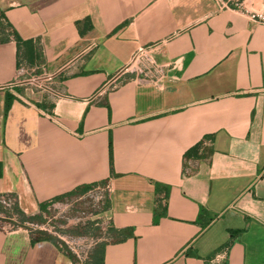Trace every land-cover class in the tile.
I'll return each instance as SVG.
<instances>
[{
  "label": "crops",
  "instance_id": "crops-1",
  "mask_svg": "<svg viewBox=\"0 0 264 264\" xmlns=\"http://www.w3.org/2000/svg\"><path fill=\"white\" fill-rule=\"evenodd\" d=\"M148 47L163 74L124 71ZM42 73L65 98L21 83ZM104 183L84 264H264V23L211 0H0V194L34 223ZM0 264L75 261L13 230Z\"/></svg>",
  "mask_w": 264,
  "mask_h": 264
},
{
  "label": "built area",
  "instance_id": "built-area-1",
  "mask_svg": "<svg viewBox=\"0 0 264 264\" xmlns=\"http://www.w3.org/2000/svg\"><path fill=\"white\" fill-rule=\"evenodd\" d=\"M215 3L218 10H227V11H234L232 10L233 5L238 4H244L247 2H254V1H264V0H211ZM223 5V6H222ZM236 12V11H234ZM260 18V17H257ZM251 19L264 23L263 18L255 19L254 17H251ZM6 34L9 41H14V34L12 32V29L9 27L6 28ZM150 47L148 48H142L137 50L134 55L132 56V59L129 63V65L124 69V71H129L130 73H133L137 75L139 79H147L150 80V74H156L160 75L163 74L164 70L160 67H158L150 54ZM132 67L134 69H132ZM132 69V70H131ZM52 77L47 75L46 73H42L41 77H33L29 78L27 80H23L21 83H24L25 85L32 86L36 90L44 91L47 93V96L50 97L51 101H58L62 98H65V94L63 93V90L58 89L55 90L51 87ZM42 80H45L46 83H44ZM42 81V82H41ZM44 83V84H43ZM211 145V140L206 139L201 143L202 147H208ZM196 167V164L188 163L187 166L184 167V173L188 174L192 172V169ZM110 192V186L106 183L104 184H96L91 186L84 195L78 196V200H81L83 198H87L91 196L92 194L98 195V198L96 199L95 206H92V212L90 215V220L93 222V219L95 216H101V214L104 213V208L106 201L108 199V195ZM69 199L59 202V203H51L48 205L46 212L50 210V208H54L62 203H68ZM16 207V199L15 196L12 193H4L0 194V209L10 213L9 217L1 216L0 214V231L1 232H9L13 230H26L28 232H47V228L45 225L32 223L29 221L21 222L19 221L18 217L19 214L14 212V208ZM100 211V212H97ZM98 213L95 215V213ZM83 215L85 212H82ZM93 213V214H92ZM101 225L110 227V222L104 218H101ZM85 222H83L81 225H84ZM96 225V224H95ZM67 239V240H66ZM57 243L58 247L64 251L67 254H70L75 261V264H84L91 252V250L98 244V240L88 238V237H71V236H64L60 237L57 236ZM218 258H221L220 255L216 256L214 261H212V264H219Z\"/></svg>",
  "mask_w": 264,
  "mask_h": 264
},
{
  "label": "rangeland",
  "instance_id": "rangeland-1",
  "mask_svg": "<svg viewBox=\"0 0 264 264\" xmlns=\"http://www.w3.org/2000/svg\"><path fill=\"white\" fill-rule=\"evenodd\" d=\"M231 8L246 17H254L255 19L263 18L264 20V1L247 2L244 4L233 5ZM132 69L134 68L132 67ZM77 198L73 197L69 199L71 201L68 203L64 202L54 208H50L48 212L45 211V213L40 216L39 221H35L34 223L45 225L47 228V232L45 233L54 237L56 240L58 235L60 237H88L98 240V243L107 239L110 227L101 225V216H95L92 218L93 222L90 220L89 213L91 214L93 210L92 206H95L98 195L92 194L81 200H78ZM0 212L1 216H10V213L8 212L3 210ZM82 212H85V214L83 215ZM97 212L95 215L98 214ZM18 219L21 222L25 221L20 216ZM83 222H85V224L81 225Z\"/></svg>",
  "mask_w": 264,
  "mask_h": 264
},
{
  "label": "trees",
  "instance_id": "trees-1",
  "mask_svg": "<svg viewBox=\"0 0 264 264\" xmlns=\"http://www.w3.org/2000/svg\"><path fill=\"white\" fill-rule=\"evenodd\" d=\"M84 189H86L87 190V188H84ZM23 219L25 220V217H23ZM32 220V219H31Z\"/></svg>",
  "mask_w": 264,
  "mask_h": 264
}]
</instances>
